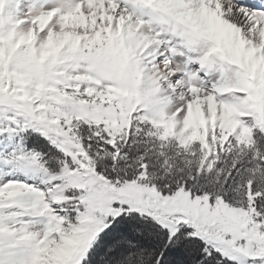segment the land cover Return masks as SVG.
Here are the masks:
<instances>
[{"label":"snow or ice","instance_id":"6c2138e0","mask_svg":"<svg viewBox=\"0 0 264 264\" xmlns=\"http://www.w3.org/2000/svg\"><path fill=\"white\" fill-rule=\"evenodd\" d=\"M0 264H264V0H0Z\"/></svg>","mask_w":264,"mask_h":264}]
</instances>
